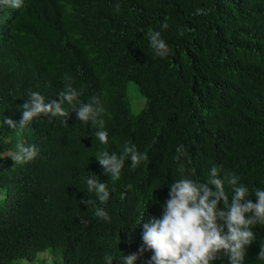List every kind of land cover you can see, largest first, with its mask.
Instances as JSON below:
<instances>
[{
  "label": "trees",
  "instance_id": "obj_1",
  "mask_svg": "<svg viewBox=\"0 0 264 264\" xmlns=\"http://www.w3.org/2000/svg\"><path fill=\"white\" fill-rule=\"evenodd\" d=\"M213 1V10L199 0L27 3L14 22L13 39L0 45V264L16 260L106 264L105 254L112 257V264H122L127 243L137 237L140 217L168 184L163 168L147 153L148 126L174 119L172 128L185 129L181 154L185 162L187 155L193 161L206 156L204 133L209 131L214 132L223 165L234 167V157L242 150L264 159V89L231 58L219 59L212 52L224 38L219 34L222 20L241 0ZM179 17L187 18L190 32L179 29ZM165 22L167 29L162 27ZM154 31L161 33L169 49L164 58L149 53V33ZM44 37L74 58L104 59L109 70L118 74L121 87L134 82L146 99L135 119L128 113L105 118L108 148L123 144V130L135 124L142 136L136 134L134 144L142 154L144 146L147 154L137 168L130 167L127 177L113 180L98 175L111 188L108 221L95 216L100 206L87 190L96 164L91 157L95 144L88 135L63 140L57 148L30 143L37 144L39 155L25 168L11 159L16 143L31 137L22 131L17 135L3 117L19 123L29 91L57 100L69 71L66 58L46 50ZM214 81L218 86L211 90ZM183 89L191 90L174 98L173 92ZM83 200L92 203H80ZM42 254L50 260H40Z\"/></svg>",
  "mask_w": 264,
  "mask_h": 264
},
{
  "label": "clouds",
  "instance_id": "obj_2",
  "mask_svg": "<svg viewBox=\"0 0 264 264\" xmlns=\"http://www.w3.org/2000/svg\"><path fill=\"white\" fill-rule=\"evenodd\" d=\"M29 1L0 0V45L13 39L14 22ZM199 2L215 9L213 0ZM179 22L183 33L191 31L187 18L179 17ZM221 25L219 34L224 38L212 52L219 59L231 58L239 70L264 89V0H241ZM162 27L167 29V22ZM44 38L47 51L67 59L69 71L57 100L48 101L38 92L29 91L21 106L19 123L3 117L17 135L22 131L31 137L16 143L17 151L10 152L11 159L15 166L25 168L39 155L37 144L30 143L38 141L40 148L50 143L57 148L63 140L88 135L95 144L91 157L96 164L87 179V190L100 206L95 216L108 221L111 188L98 175L105 174L113 180L127 177L130 167L137 168L147 154L144 146L142 154L134 144L135 135L142 136L135 124L123 130V144L108 148L105 118L128 113L135 119L145 108L146 99L141 96L142 101L138 98L132 103L126 93L127 83L121 87L118 74L109 70L104 59L74 58L59 44ZM149 38L151 56H167L169 49L161 33L150 32ZM2 60L0 52V64ZM216 86L214 81L211 90ZM189 90L173 92V96ZM173 120L145 128L147 153L163 168L168 184L160 199L140 217L135 229L137 237L127 243L122 264H264V159H255L242 150L234 157V167L223 165L214 132L209 131L202 132L206 156L193 161L187 155L185 162L181 158L185 129L172 128ZM80 203L89 205L92 201ZM82 222L87 224L86 220ZM104 260L112 264L110 255L105 254Z\"/></svg>",
  "mask_w": 264,
  "mask_h": 264
},
{
  "label": "rangeland",
  "instance_id": "obj_3",
  "mask_svg": "<svg viewBox=\"0 0 264 264\" xmlns=\"http://www.w3.org/2000/svg\"><path fill=\"white\" fill-rule=\"evenodd\" d=\"M126 93H127L128 98L132 101V103H134L138 98H139L138 99L139 102L142 101V99L140 98L141 94L138 90L137 85L134 82H128L127 83ZM139 110H140V108L136 109L135 111L138 112ZM39 259L40 260H43V259L49 260L50 258L47 257L46 254H43V255H40ZM13 264H39V260L36 261L35 263H29L25 260H16V261H13Z\"/></svg>",
  "mask_w": 264,
  "mask_h": 264
}]
</instances>
